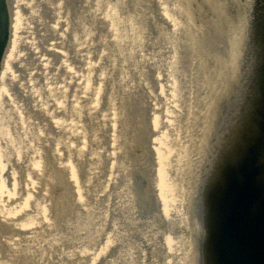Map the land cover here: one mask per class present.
Wrapping results in <instances>:
<instances>
[{"label": "rangeland", "instance_id": "obj_1", "mask_svg": "<svg viewBox=\"0 0 264 264\" xmlns=\"http://www.w3.org/2000/svg\"><path fill=\"white\" fill-rule=\"evenodd\" d=\"M21 2L9 48L12 61L24 58L22 68L9 67L36 101L3 84L11 99L0 106V164L22 161L13 165L15 186L26 188L4 210L27 202L15 222L42 224L16 231L19 259L10 263L200 264L201 230L196 254L188 234L203 225L212 171L230 150L218 139L259 80L264 0ZM56 31L62 53L53 56L45 48ZM28 41L41 66L27 55ZM173 158L189 195L180 231L154 215L158 163L179 202ZM3 250L4 241L0 259Z\"/></svg>", "mask_w": 264, "mask_h": 264}, {"label": "water", "instance_id": "obj_2", "mask_svg": "<svg viewBox=\"0 0 264 264\" xmlns=\"http://www.w3.org/2000/svg\"><path fill=\"white\" fill-rule=\"evenodd\" d=\"M11 15L9 0H0V72L11 42ZM256 84L263 93L255 127L237 131L242 153L236 161L230 152L220 160L227 161L225 178L216 191L208 189L200 264H264V58ZM242 117L246 121L248 114Z\"/></svg>", "mask_w": 264, "mask_h": 264}, {"label": "bare ground", "instance_id": "obj_3", "mask_svg": "<svg viewBox=\"0 0 264 264\" xmlns=\"http://www.w3.org/2000/svg\"><path fill=\"white\" fill-rule=\"evenodd\" d=\"M21 4H22L21 0H9V6L11 9V12L14 14L15 10H17ZM13 14L11 15L12 16V19H11V21H12V23H11V35H13V33L15 31L14 30L15 29V22H14L15 18H14ZM61 38H62V35H60V33H58L56 31L54 41H52L50 43V46L45 48L46 52H48L49 54H51L53 56L54 55H56V56L61 55L62 52L58 47V43L61 42L60 41ZM11 46H12V44H11ZM237 46H238V43L235 42L234 47H237ZM232 47H233V45H232ZM26 48L28 50L27 55L30 54L31 56H35L34 58L39 60L37 65L41 66L44 62V58L43 57H41L40 59L38 58L39 53H37V50L34 49L33 45L29 41L26 44ZM13 53L11 54V48H9V51L6 54V61L7 62H5V65L2 69V71L0 72V106L2 104V98H7L8 100L11 99V97H9V95L4 93L3 84H5V83L14 84V87L16 89V93L21 98H24L25 102L28 105H30V104H32L31 103L32 101H34V102L36 101L33 98L34 95L28 91L29 88L27 85L24 84V82H23V84H20L19 82L15 81V77H14V75L11 72L10 67H9V65L12 64L13 66L18 65V67L22 68V61L21 60H23L24 57H21V55L17 54V56L12 61V59H13L12 57L14 56ZM18 60H20V61H18ZM40 73L41 72L38 70L37 71L38 77H40ZM234 76L237 77V75H234ZM260 85H261V83H260ZM254 87H255L254 89L248 88L247 95H246L247 99L244 101V105L241 108V110L239 111V114L233 118V121L228 128V132L223 133L218 139L219 140L218 143H222V144H223V142L228 141V143L231 146V150L229 151L230 152L229 157L230 158L234 157L235 161L237 159H239L238 157L242 153L241 139L236 134L237 131H239V129L251 130V128L255 127V124H256V123H254L255 117H256V114L258 111V107H259L260 102H261L260 99L262 98L263 92L260 90L261 86H259L258 84H256V86L254 85ZM261 89H262V87H261ZM245 93H246V91H245ZM35 106H37L38 108L33 107V109L36 110V112L44 115V113L42 112L43 111L42 106L38 105V103ZM44 112L46 113V116L49 117V118H47L45 116L47 118L46 120H49V121L53 120L50 118L49 111H44ZM247 114H248L247 120L243 121L242 116H246ZM2 134H5V132L2 131ZM2 136H0V139ZM2 151H3V149L0 148V158L3 157ZM234 159H233V161H234ZM161 162H163V161H161ZM174 162L176 165L177 159H174V158L172 159L171 165L173 166V168L169 169V171L172 173V180L177 187V188H175V190L177 191V193L180 197L179 202L178 201L176 203L173 202L174 195H172V192L170 189L169 190L166 189L167 187L163 185V183H165L164 175H166V173L162 169L163 164L158 163L157 167H158V171L161 174V178H160V180L158 179V181L156 182L157 183L156 201L158 202L157 205L160 206V208H157V213L155 212L154 215L156 214L157 218H159L163 222H167L172 227H173V225H176L180 231V229H183V227H185L184 223L186 224V219H185L186 217H184L183 213L185 211L184 209H186V207L189 206V204L187 203V202H189V199H188V201H185V200H187L189 195L187 192H183L184 186H183L182 179L179 176V175L183 174V172H182L183 169L181 168L182 171H180L179 163L177 162V167H175ZM19 164H23L22 161H18L17 159H15L14 163H12V165H11L9 158H8V161L6 164H0V245L4 241V243L6 244V248H7V251H5V250L2 251L4 259L3 258L0 259V264H11L10 263L11 261H9V260L14 259L13 257H15L14 260L18 261L19 257H16L17 251L14 249V245H13L14 238H13V236L15 235L16 231L19 230V228L23 230V231H21L22 233H25V229H29L31 226L37 225L38 223L42 224V220L38 221V223L36 222L37 223L36 224L33 220L34 218H32L31 220L30 219L27 220L28 224L26 222H22V223L21 222L20 223L15 222V213H17V212L19 213L22 210H25L26 207L29 208V206H27L29 203L27 204V202L25 204V203L20 201V203H22V205L20 204L19 210H17L14 214H11V212H7L4 210L6 205L8 206V205H11V203L16 202L15 197L17 194H19V191H20V193H24L25 189H26L24 184L22 186L20 185V187L18 186V188L15 186V182L17 180L16 179L17 175H16V171L14 170L13 165H16L19 168L20 167ZM226 165H227L226 160L217 162V164H215L214 169L212 171L213 177L210 180L209 190L214 189V191H216V189L223 182V180L225 178L224 175H225ZM19 180L23 181V175L20 176ZM5 182L6 183L7 182L8 183L9 182L14 183L13 184L14 185L13 193L12 192L7 193L3 190ZM186 185H187V187L190 186L189 183H187ZM192 187H195V183L192 185ZM185 194H186V199H184ZM17 206H15V207H17ZM31 206H32V203H31ZM173 206H174V208H173ZM168 210L170 211V213ZM152 211H154L153 207H152ZM31 212H36V208L34 205L31 208ZM185 214H187V212ZM35 217H36V215H35ZM26 227H28V228H26ZM34 229H35V226H33L31 228V230L30 231L28 230L27 232L33 233ZM206 229L207 228L205 225H197V229H196L197 232H193V234H191V232H190V234H188V238H190L191 236L193 237V240H194L193 245L194 246H195V235L201 230L200 238L203 237ZM186 242H188V241H186ZM187 247H189V249L192 250V247H190V244L189 245L187 244ZM197 247L195 246V248H194L195 254H196ZM28 258L30 260L32 259L31 261L34 260V258L32 257L31 254L29 255ZM27 260L28 259L26 258V261ZM28 263L29 262H27V264Z\"/></svg>", "mask_w": 264, "mask_h": 264}]
</instances>
